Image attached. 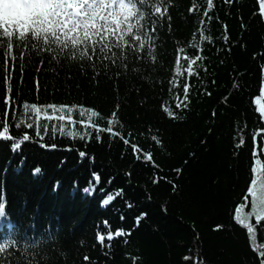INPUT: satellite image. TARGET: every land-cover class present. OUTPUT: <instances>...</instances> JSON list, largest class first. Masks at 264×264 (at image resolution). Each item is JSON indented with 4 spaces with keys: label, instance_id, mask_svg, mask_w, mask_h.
Returning <instances> with one entry per match:
<instances>
[{
    "label": "trees",
    "instance_id": "1",
    "mask_svg": "<svg viewBox=\"0 0 264 264\" xmlns=\"http://www.w3.org/2000/svg\"><path fill=\"white\" fill-rule=\"evenodd\" d=\"M258 4L213 0L208 9L207 0H169L163 27L158 28L156 61L127 77L113 75L115 68L111 79L97 77L76 63H49L47 54L41 66L42 56L33 52L30 63L25 57L21 82L20 61L13 71L10 55L0 49V114L7 111L4 101L9 97L21 114L23 102L75 103V127L82 132L79 121L87 123L89 115L81 117L80 106L98 111L104 119H92L107 127L119 105L114 130L126 138L131 132L130 144L142 150L137 159L130 144L106 132L99 141L95 133L82 141L57 132L52 140L45 137L49 145H57L51 150L25 142L13 151V142L0 141V202L6 205L0 242L19 232L16 238L23 244L44 233L49 258L40 264H259L256 249L264 248V227L252 220L257 229L252 244L234 218L250 185L251 167L256 159L264 162V132L254 131L264 126L255 105L264 78V18ZM201 20L207 40L200 39ZM181 47L184 53L178 52ZM178 55L185 68L184 55L202 57L193 66L195 75L182 70L175 76ZM174 77L177 86L169 92ZM186 82L188 106L178 109ZM9 86L11 93L6 91ZM164 106L179 118L169 117ZM71 128L66 126V131ZM24 131L34 135L10 126L17 138ZM79 151L86 157L80 158ZM145 153L153 160L145 162ZM36 167L41 173L33 175ZM93 173L101 176L100 182ZM121 189L122 195L116 196ZM108 195L114 199L105 206ZM142 212L147 215L137 226ZM105 220L113 231L122 228L131 235L116 238L111 248L102 247L97 226L105 233Z\"/></svg>",
    "mask_w": 264,
    "mask_h": 264
},
{
    "label": "snow or ice",
    "instance_id": "2",
    "mask_svg": "<svg viewBox=\"0 0 264 264\" xmlns=\"http://www.w3.org/2000/svg\"><path fill=\"white\" fill-rule=\"evenodd\" d=\"M225 3H231V0H225ZM168 4L169 0H0V49L4 50L6 56L10 55L13 71L16 68V61H20L21 82L23 69L26 66L25 57L30 63L33 52L42 56L41 66L44 63L43 55L47 54L49 63L55 62L57 65L76 63L82 70L86 67L90 68L97 77L103 74L111 79L112 76L109 74L112 73L113 68L116 69V72L113 73L116 77L122 75L127 77L130 72L145 71L141 67L142 64L156 61L155 50L159 41L158 28L162 29L163 27L162 22L167 15ZM212 7L213 0H207V8L211 9ZM258 7L259 14L264 18V0H259ZM194 11L195 9H189V12ZM204 16L208 18L209 22L211 21L212 17L209 16L208 11L204 12ZM168 20H171L170 16ZM200 24V39L207 40L203 30L204 20H201ZM226 27L225 25V29ZM225 40H227L226 36ZM193 47L195 48L197 45L194 44ZM178 52L184 53L185 49L181 47ZM201 59L200 55L192 57L184 55L185 68L178 55L175 62V76L181 75L182 70L189 77L195 75L193 66L197 65ZM7 63L6 60L5 66ZM39 70L38 68L37 72ZM151 70L156 71L155 67H152ZM262 72H264V67H262ZM143 78L150 79L151 77L145 75ZM35 84L37 92H39L38 77L35 79ZM169 85L168 91L171 92L172 88L177 86L175 77L169 80ZM182 88L183 99L178 98L176 103L178 109L188 106L190 84L186 82ZM6 91L11 93L12 88L9 86ZM207 95H211V93H207ZM262 97H264V86L260 89V97L255 100L256 111L264 121V99ZM4 104L7 106V111L0 114L2 117L0 118V141L13 142L11 145L13 151L20 150L21 145L25 142H35L41 148L49 150L55 149L56 143L49 145L45 137L52 140L57 132L62 137H71L73 140L79 138L82 141L86 138L90 139L93 133L96 134L99 141L100 133L106 132L111 137H119L125 145L130 144L131 132L126 138L121 132L114 130L115 125L119 122V105H117V110L111 113V118L107 120V127L98 126L97 122L92 119L93 117L104 119L98 111L80 106L79 115L81 117L89 115L87 123L83 120L79 121L83 129L81 132L77 131L75 127L78 123L73 115L78 107L75 103L46 102L40 105L36 102H23L22 114L18 112V106L12 103L11 97L5 99ZM163 111L173 119L179 118L166 106L163 107ZM21 115H23V120L19 119ZM215 115L214 112L213 116ZM25 121L27 122L25 123ZM10 126L17 130H32L34 135L24 131L22 138H17L10 134ZM66 126H72V128L66 131ZM254 131L264 132V126ZM152 139L160 143L157 136H153ZM130 146L137 159H140L141 148L135 143H131ZM86 155L85 151H79L80 158H84ZM144 155L145 162L153 160L151 153ZM38 173H41L40 167L34 169L33 175ZM251 173L250 185L246 189L243 202L235 209L236 223L247 230L250 238L257 230L254 223L264 227V162L261 159L255 160V166L251 167ZM131 175L132 173L129 172L128 176ZM93 177L97 182H100V175L93 173ZM154 183H158V181H154ZM175 188L176 186L173 185V190ZM83 191L88 193L90 189L85 187ZM122 193V189L117 190L116 196H120ZM113 199V195H108L102 203L107 206ZM249 203L250 211L245 214L242 209ZM127 206L131 208L132 204L129 203ZM5 208V203L0 202V218L5 217ZM146 215L147 213L142 212L136 217L137 226H139L141 218ZM120 218L123 220L124 216L122 215ZM253 218L254 223L252 222ZM103 223L107 228L105 233H100L99 226H97V240L102 247L111 248L112 242L116 238L131 235L130 232H126L122 228L113 231L107 220ZM30 226L34 227V225ZM220 227L222 226H217V228ZM16 236H19V232L0 242V264H11L13 259L17 264H40L41 259L49 258V242L44 238V233L35 241L29 237L23 244ZM106 241L107 243H105ZM51 250L55 251V247L53 246ZM256 251L259 253V264H264V248H258ZM83 259L85 262L90 261L87 254ZM92 264L95 262L93 261Z\"/></svg>",
    "mask_w": 264,
    "mask_h": 264
},
{
    "label": "rangeland",
    "instance_id": "3",
    "mask_svg": "<svg viewBox=\"0 0 264 264\" xmlns=\"http://www.w3.org/2000/svg\"><path fill=\"white\" fill-rule=\"evenodd\" d=\"M262 86H264V78H263ZM262 86H261V87H262ZM257 97H260V95L257 96ZM257 97H256V98H257ZM256 98H255V100H256ZM262 99H264V97H262ZM263 122H264V121H263ZM249 201H250V198H249ZM239 206H240V205H239ZM249 211H250V203H249L245 208L242 209V212L245 213V214H246L247 212H249ZM234 218H235V215H234ZM253 220H254V218H253ZM246 231H247V230H246ZM249 239H250L251 243L254 244V234H253V237H252V238L249 237Z\"/></svg>",
    "mask_w": 264,
    "mask_h": 264
}]
</instances>
